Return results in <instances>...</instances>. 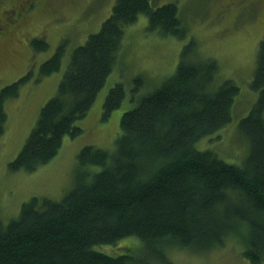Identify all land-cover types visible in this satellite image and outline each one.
<instances>
[{
    "label": "trees",
    "instance_id": "1",
    "mask_svg": "<svg viewBox=\"0 0 264 264\" xmlns=\"http://www.w3.org/2000/svg\"><path fill=\"white\" fill-rule=\"evenodd\" d=\"M140 14L164 36L187 35L174 2L153 7L151 0H116L101 29L73 48L57 93L42 105L9 168L32 172L58 153L64 135L84 131L75 122L93 106L118 61L125 27ZM68 43L63 38L43 61L40 76L61 69ZM32 46L38 52L50 43L37 37ZM180 55L176 71L150 93L137 97L144 79L134 78L137 103L123 112L114 147L83 146L76 185L62 199L35 195L17 217L7 223L0 219V264H169V248L207 253L234 237L244 244L242 255L250 263H263L264 39L251 84L260 97L239 124L250 141L241 165L196 143L232 122L240 86L229 78L216 83L220 65L216 58L198 57L194 39ZM31 75L0 89V136L7 123L5 102L17 97ZM126 95L123 82L110 88L104 120ZM130 236L140 238L139 254L100 249L113 245V250Z\"/></svg>",
    "mask_w": 264,
    "mask_h": 264
},
{
    "label": "rangeland",
    "instance_id": "2",
    "mask_svg": "<svg viewBox=\"0 0 264 264\" xmlns=\"http://www.w3.org/2000/svg\"><path fill=\"white\" fill-rule=\"evenodd\" d=\"M115 1L0 0V89L32 73L19 87L17 97L8 98L4 107L7 123L0 136V219L5 223L17 217L22 204L33 196L62 199L74 188L81 148L86 144L114 147L122 131L123 112L137 103L132 100L134 78L144 79L137 97L150 93L176 71L182 49L192 39L198 46V57L217 59L220 69L216 83L229 78L240 86L232 122L219 132L197 140V147L209 148L227 162L240 165L249 154L250 141L239 130V124L260 97V91L251 84L259 46L264 39V0H151L153 7L176 3L187 35L181 39L172 34L164 36L151 30L148 16L140 14L136 22L125 27L118 61L93 106L75 122L84 131L75 137L64 135L58 153L32 172L9 168V161L27 141L42 105L57 93L73 48L101 29ZM37 37L47 39L49 49L35 51L32 39ZM63 38L69 40L63 66L48 76H40L41 64L56 51ZM117 82L124 83L127 95L122 105L104 120L106 95ZM121 241L113 250V245H103L100 249L110 254L127 250L139 254L143 248L137 236ZM226 242L202 255L181 247L169 248V264H252L242 255L241 241L234 237Z\"/></svg>",
    "mask_w": 264,
    "mask_h": 264
}]
</instances>
